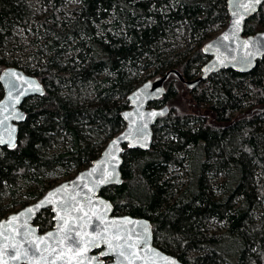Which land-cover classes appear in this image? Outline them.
<instances>
[{
	"label": "trees",
	"instance_id": "1",
	"mask_svg": "<svg viewBox=\"0 0 264 264\" xmlns=\"http://www.w3.org/2000/svg\"><path fill=\"white\" fill-rule=\"evenodd\" d=\"M28 1L0 0V70L16 67L43 89L20 105L15 146L0 147V218L50 188L46 174L68 179L98 156L123 127L131 89L170 69L197 77L202 43L227 19L225 0H75L71 11L38 0L46 13L31 23ZM27 28L34 38L15 57V31ZM261 29L264 3L243 34ZM162 105L150 147L124 148L120 185L99 194L114 214L147 219L152 244L182 264H264V56L192 88L169 74L150 104ZM33 223L49 229V209Z\"/></svg>",
	"mask_w": 264,
	"mask_h": 264
},
{
	"label": "water",
	"instance_id": "2",
	"mask_svg": "<svg viewBox=\"0 0 264 264\" xmlns=\"http://www.w3.org/2000/svg\"><path fill=\"white\" fill-rule=\"evenodd\" d=\"M262 3L264 0L259 4H253L251 0H225L227 15L225 25L202 43L200 50L207 60L200 66L197 77L184 80L176 70L170 69L162 76L146 80L131 89L126 95L127 108L120 113L123 127L106 141L98 156L71 178L56 183L34 201L0 218V264H53V262L80 264L75 246L70 240L65 239V236L71 235L79 239L76 233L80 231L83 235L80 225L86 223L89 236L85 237V240L89 239L91 234H100L105 227L108 228V235L111 238V221L124 224L121 234L132 237L129 243L138 239L137 233L140 234L141 239L147 236V245L141 244L144 250L140 251L139 248L136 250L140 251V255L144 256L149 264L151 260H154L155 264H169V261L182 264L174 256L162 252L152 244L151 226L147 219L127 214H114L111 203L99 192L102 188L120 185L121 155L124 148L146 151L150 147L151 126L168 110L166 105L151 107L150 104L162 95L163 82L169 74L175 75L185 87L192 88L220 70L229 69L237 73H247L254 67L256 60L264 56V29L243 34L245 22L257 12ZM245 5L248 7L246 8ZM13 73L15 75H12ZM9 81L14 82L17 87L11 88ZM0 87V139L5 141L0 147L11 149L16 144L17 124L24 120V113L20 109L23 99L41 95L43 89L34 76L16 67H4L0 70ZM102 176L109 182H102ZM47 200L53 203H46ZM64 203L77 209L83 208L90 216L80 220L78 217L83 216V212L70 211L66 217L68 220L66 229H72L70 233L67 230L60 231L58 228L57 216L64 215L60 211V205ZM41 204L43 206L36 207ZM29 209L33 211L29 212ZM45 209H49L51 213L52 225L46 231L39 232L33 221L36 215ZM93 212L96 215H92ZM97 216H102L108 224L101 223ZM49 233L53 235L49 237ZM119 243L123 244L124 241L121 240ZM149 248L152 251L149 252ZM108 251L107 246L102 242L99 247L89 248L83 264H121V261L127 264L122 257L117 259L114 254L101 255L102 252ZM127 251L130 250L126 249ZM104 257L109 260L104 262ZM165 257L168 259H164ZM135 264H144V262L136 260Z\"/></svg>",
	"mask_w": 264,
	"mask_h": 264
},
{
	"label": "snow or ice",
	"instance_id": "3",
	"mask_svg": "<svg viewBox=\"0 0 264 264\" xmlns=\"http://www.w3.org/2000/svg\"><path fill=\"white\" fill-rule=\"evenodd\" d=\"M251 3L253 4H259L261 3V0H251ZM245 7L247 8L248 6L245 5ZM251 55V54H249ZM12 75H15L14 73ZM11 88L15 89L17 86L14 82L9 81ZM37 90H38V86H37ZM5 143L4 140L0 139V144ZM115 144V142H114ZM114 158V157H113ZM102 182H109L108 180H104L103 176L101 177ZM46 203H53V201L51 200H47ZM89 203H91V199L89 198ZM43 206V204L41 205H37L36 207L39 208ZM29 212H32V209L28 210ZM60 211H62L64 213V215H59L57 216V221H58V228L60 231H65L67 230V232H71L72 229H66V226L68 224V220L66 219L68 213L70 211H80L83 212L84 215L78 217V219L83 220L85 216H89L88 212H84L83 208L77 209L72 205H69L67 203H64L62 205H60ZM92 215H96L95 212L92 213ZM90 218V216H89ZM98 220L101 221V223H105L106 225L108 224L107 221L104 220V218L102 216H97L96 217ZM15 219V218H13ZM126 223H131V221H126ZM111 228H112V232H111V238H109L108 235V228L105 227L104 229L101 230L100 234H91V237L87 240H85V237L89 236V233H87L86 231V227L87 224H81L80 228L83 230V235L81 234L80 231H78L76 233V236L79 237V239L71 236V235H66L65 239H68L71 241V243L75 246L76 248V255L80 258V264H83V260L85 258V255L87 253V251L89 250V248L91 247H99L101 242L107 246L108 248V252H102L101 255H109V254H114L117 259L119 258H123L124 261H127V264H135L136 260H141L144 262V264H149L148 260H145L144 256L140 255V251H143L144 249L141 248V244L143 245H147L148 243V238L147 236H143V238H140V234L137 233V240L133 241L132 243H129L128 241L132 239V237L129 235L127 237H125L124 235H122V231L124 229V224L123 223H119L117 221H111ZM144 232H147V229H144ZM53 234L49 233L48 236L51 237ZM43 240V238H41ZM123 240L124 243L120 244L119 241ZM113 241H117V243H113ZM140 249V251H137L136 249ZM126 249L130 250L126 252ZM148 251H152L150 248L148 249ZM61 256L63 255L62 253L60 254ZM131 257V259H130ZM17 259H19V257H16ZM164 259H168V258H164ZM149 260H151V258H149ZM54 264V262H53ZM121 264H123V261H121ZM151 264H155L154 260H151ZM169 264H174V262L169 261Z\"/></svg>",
	"mask_w": 264,
	"mask_h": 264
},
{
	"label": "rangeland",
	"instance_id": "4",
	"mask_svg": "<svg viewBox=\"0 0 264 264\" xmlns=\"http://www.w3.org/2000/svg\"><path fill=\"white\" fill-rule=\"evenodd\" d=\"M28 3L30 4L31 3V9H32V16H31V18H30V22L31 23H34V18L37 16V15H41V14H44V13H46V8L44 7V6H42L40 3H39V1L38 0H29L28 1ZM76 6V2H75V0H64V6H63V8L66 10V11H71L74 7ZM67 16H68V14H66ZM33 26H34V24H32ZM223 27H221V28H219V29H217L216 31H215V33H213V35L212 36H214L218 31H220L221 29H222ZM34 35H35V33H34V31H31L29 28H27V29H18V30H16L15 31V37L17 36V39H16V42L15 43H17L14 47H15V49H16V46L18 45V44H20V46L21 45H26L27 43H29V41L31 40V39H33L34 38ZM14 43V44H15ZM178 44L179 45H181V46H179L177 49H176V52L177 53H180L181 51H182V48H183V44H181V43H179L178 42ZM26 49V50H25ZM24 50L26 51V52H28V49L27 48H25ZM14 54V56L16 57V56H18L19 55V53H20V51H18V49H16V52H13ZM23 56V55H22ZM178 57V56H177ZM29 59H31V56H28V61H30ZM171 171L173 172V173H176V174H182V170L181 169H177V168H172L171 169ZM60 173V174H59ZM62 170H59L58 172H54V171H52V172H50V173H48V174H46L45 175V177H44V181L46 182V184H49L48 186H53V185H55L56 183H58V182H60V181H63V180H67V179H65L64 178V176H62ZM75 174V172L73 173H71V177L73 176ZM70 177V178H71ZM69 179V178H68ZM45 184V185H46ZM21 191L22 190H20L17 194L15 193V197L17 198V199H15V200H23V199H26L25 198V195H21ZM1 199H2V203H8V201H9V198L6 196V195H4V196H2L1 197ZM32 200L33 199H31V200H28V203H30V202H32ZM27 203V204H28ZM19 208H21V205H19V204H17V205H15V206H12L11 208H10V210H12L11 212H13V211H15L16 209H19Z\"/></svg>",
	"mask_w": 264,
	"mask_h": 264
},
{
	"label": "flooded vegetation",
	"instance_id": "5",
	"mask_svg": "<svg viewBox=\"0 0 264 264\" xmlns=\"http://www.w3.org/2000/svg\"><path fill=\"white\" fill-rule=\"evenodd\" d=\"M105 260H107V261H108V260H109V258H106V257H104V258H103V261H105Z\"/></svg>",
	"mask_w": 264,
	"mask_h": 264
}]
</instances>
